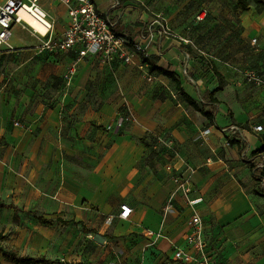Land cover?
<instances>
[{"label":"crops","instance_id":"0c3cea01","mask_svg":"<svg viewBox=\"0 0 264 264\" xmlns=\"http://www.w3.org/2000/svg\"><path fill=\"white\" fill-rule=\"evenodd\" d=\"M53 1L54 11L47 10L43 0L42 6L54 29L60 19L66 24L64 31L69 23L67 6ZM92 1L115 21L116 31L128 37V51L144 28L154 32V41L147 42V57L173 71L175 79L151 72L141 52L129 63L120 58L101 62L98 56L87 55L65 89L52 90L47 82L41 90L33 85L16 91L18 78L14 76L12 83L11 76L5 78L0 87V202L17 205L19 219H14L13 209L1 210L12 211L17 226L23 225L25 212L37 211L48 219L81 221L92 231L85 232L74 222L45 225L34 215L32 223L59 231L65 227V232L74 229L75 243L83 231L93 233L101 251L116 245L128 258L138 254L144 264L164 259L185 264L175 260L173 252L187 248L188 220L198 212L218 257L215 264H264V197L258 193L264 187L252 173V165L261 161L254 152L264 145V130L253 129L264 125V87L241 79L237 66L233 69L229 63L215 64L226 81L222 85L212 64L186 54L184 43L189 40L178 33L186 27L183 21L193 0ZM208 2L211 12L224 13L221 1ZM249 2V9L242 11L232 0L249 39L260 40L261 52L264 6ZM161 25L168 27L169 35L159 34ZM65 55L55 60L58 72L53 71L62 79L77 52ZM253 65L264 74V58ZM112 79L118 90L109 86ZM177 81L211 117L186 102ZM99 82L106 88L96 92V97L104 93L101 106L89 102L92 87ZM127 108L132 118L121 129L108 130ZM232 125L240 130H225ZM206 128L210 132L202 134ZM187 167L194 168L192 205L180 192L173 193V175ZM171 198L172 208L165 211ZM122 204L132 209L126 219L118 216ZM11 250L29 255L19 243Z\"/></svg>","mask_w":264,"mask_h":264},{"label":"rangeland","instance_id":"374dc122","mask_svg":"<svg viewBox=\"0 0 264 264\" xmlns=\"http://www.w3.org/2000/svg\"><path fill=\"white\" fill-rule=\"evenodd\" d=\"M217 1H221L223 5L221 11L224 13H220L216 9H212L215 12H211V5H209L208 0H193L189 6L190 11L183 21L186 27L178 35L189 40V43H184V51L190 58H197L199 62L209 65L214 63L224 66L229 63L233 65V69L237 66L238 76L242 79L247 70L259 69L253 64L264 58V51H257L261 48L259 39L253 43L249 39L246 33L247 28L241 23L239 10L236 9L237 5L235 6L232 0ZM43 5L50 11L56 10L57 7L56 1L53 0L52 2L43 0ZM203 7L208 8V16L205 20L198 22L194 16ZM167 22L169 24L170 20L167 19ZM61 23L63 22L60 19L56 20L53 33L55 38L60 36L66 26V24L62 25ZM169 26L172 30L175 29L173 25L170 24ZM12 31L9 45L4 46V50L0 52V87L6 81L5 78L11 76L9 83L15 81V77L20 82V86L15 87L16 91L31 89L33 85L41 90L47 82H49L52 90L65 89L67 84L64 77L62 79V77L54 76L53 71L58 69L55 60H63L68 52H56L44 47V41L48 37L44 38L30 29H23L20 25H14ZM185 46L189 47L185 48ZM180 64L183 66V63ZM86 71L87 69L83 73ZM36 76H40V78L34 79ZM108 84L118 90V83L115 79H112ZM92 90L93 95H91L89 102L101 106L104 102L101 95L104 93H100L96 97V92L106 90L105 82L102 84L99 82L97 86L92 87ZM121 108L123 112L126 105H122ZM113 122L114 120L111 121V123ZM11 212L0 209V232L5 235V239L0 241V246L5 249H13L16 243H19L29 255L42 256L47 254L48 256H55L54 260L60 259L71 264H144V259L140 258L138 254H135L136 257L128 258L127 253L123 252V248L120 249L116 245H108L104 251H101L96 245L95 234L93 233L86 234L83 231L82 239H77L78 241L75 243L74 238L77 234L74 229L66 228L65 232V227L59 231L55 226H42L39 223H36L35 226L32 223L34 219L33 215L29 214L30 212L23 214L24 223L17 226ZM36 213L41 214L38 211ZM69 238L72 239V243H67ZM163 261V263L160 260L151 264H171L173 262L169 259ZM0 264L14 263L6 261L0 255Z\"/></svg>","mask_w":264,"mask_h":264},{"label":"built area","instance_id":"2783aa9c","mask_svg":"<svg viewBox=\"0 0 264 264\" xmlns=\"http://www.w3.org/2000/svg\"><path fill=\"white\" fill-rule=\"evenodd\" d=\"M60 1L67 6L69 23L63 33L55 38L53 35L54 22L42 6V0H0V52L4 50V46L9 45L14 25H20L23 29H30L41 35L24 17L23 14L26 13L46 27V33L43 37H48V39L44 41V47L61 53L73 50L77 52V57L69 64L63 74L67 84H70L76 74L80 60L87 55L98 56L101 62L120 58L126 63L132 62L138 52L144 54L145 57L148 56L147 42L154 41V32L149 28H144L141 31L139 40L133 42L132 50L128 51L126 48V45L130 43L128 37L116 31L115 21L110 16L100 12L92 0ZM207 14L208 9L204 7L196 14V21L204 20ZM159 34L169 35L168 27L161 25ZM253 41L255 42L256 39ZM244 79L248 83L264 87L263 73L250 69L245 72ZM201 102L205 103V99H201ZM131 118V111L127 108L113 124H109L106 128L108 130H119ZM253 129L256 132H262L264 125L257 124ZM225 130L236 132L240 129L238 126L232 125ZM209 132L210 128H206L202 131V134H208ZM260 156L261 161L257 164V168H262L264 165V152ZM167 168L172 169V166L168 165ZM193 172L194 168L187 167L183 172L173 175L176 184L173 193L180 192L190 205L194 202L191 197L194 190L191 178ZM260 184L264 187V180ZM172 198L166 205L165 211L172 208ZM120 209L118 216L124 219L128 218L132 211L127 204H122ZM188 227L189 232L185 238L187 248H176L173 252L174 259L185 264H215L218 257H215L212 253L215 250L205 237L204 220L198 212H194L188 220Z\"/></svg>","mask_w":264,"mask_h":264},{"label":"trees","instance_id":"16d2710c","mask_svg":"<svg viewBox=\"0 0 264 264\" xmlns=\"http://www.w3.org/2000/svg\"><path fill=\"white\" fill-rule=\"evenodd\" d=\"M253 1L256 4H261V5L264 6V0H253ZM236 5H237V7L240 10L246 11V10L249 9L250 2H249V0H236ZM203 8H201L198 11V13ZM195 16H196V14H195ZM195 16H194V19L196 20ZM207 16H208V14H207ZM144 61L148 64L151 72H155L156 71V72L164 74V75H166V76H168V77H170L172 79H175V73L173 71H170V70L164 68V67L158 66L156 64V60H155L154 57H145ZM212 65H213V68H214V72L218 76L221 84L225 85L226 81L224 79L223 74L218 70V68L216 67V65L214 63H212ZM255 71L260 72L258 70H255ZM260 73H262V72H260ZM177 87H178L179 90H181L183 98L186 100V102L189 105L193 106L197 110L202 111L206 116L211 117V114H209L208 112H205L200 107L198 102L193 100L191 96H189L184 90H182L180 88V82L179 81H177ZM210 101L216 102V100L213 99L212 97H210ZM262 152H264V145L260 149L255 151L254 155H258V154L260 155ZM257 164L258 163L252 165V173H253L254 179H256L258 182H261L262 180H264V165H263L262 168H257ZM258 193L261 194L264 197V190H263L262 193H260V192H258ZM4 208L13 209L14 210V219L15 220L19 219L20 208L17 205H15L14 203L0 202V209H4ZM33 215H34V217L36 219L39 220L40 223L45 224V225H50L54 221L61 222V223L65 224V225H68V224L74 222L75 224H82L83 225V229H84L85 232H91L92 231V230L88 229L81 221L64 220L63 218H60V217H58L56 219H54V218H49L48 219V218H45L44 216L36 214L35 212H33ZM4 239H5V235L3 234V232H0V241H2ZM0 255H2L6 261L12 262L14 264H71L70 262H65V261H62L60 259H55L54 260V259H50V258H46V257H39V256L35 257V256H29V255H20L16 251L11 250V249H5L2 246H0Z\"/></svg>","mask_w":264,"mask_h":264},{"label":"bare ground","instance_id":"6f19581e","mask_svg":"<svg viewBox=\"0 0 264 264\" xmlns=\"http://www.w3.org/2000/svg\"><path fill=\"white\" fill-rule=\"evenodd\" d=\"M24 17L27 19V21L30 23V25L37 31L41 33V36L45 35L46 33V27L35 18L31 17L30 15L24 13Z\"/></svg>","mask_w":264,"mask_h":264}]
</instances>
